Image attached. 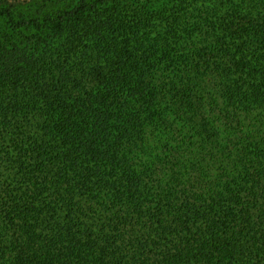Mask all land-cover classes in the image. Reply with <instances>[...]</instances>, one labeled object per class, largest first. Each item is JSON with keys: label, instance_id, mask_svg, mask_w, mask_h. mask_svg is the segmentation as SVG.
I'll return each instance as SVG.
<instances>
[{"label": "trees", "instance_id": "16d2710c", "mask_svg": "<svg viewBox=\"0 0 264 264\" xmlns=\"http://www.w3.org/2000/svg\"><path fill=\"white\" fill-rule=\"evenodd\" d=\"M236 1L0 5V264H264V9Z\"/></svg>", "mask_w": 264, "mask_h": 264}, {"label": "rangeland", "instance_id": "374dc122", "mask_svg": "<svg viewBox=\"0 0 264 264\" xmlns=\"http://www.w3.org/2000/svg\"><path fill=\"white\" fill-rule=\"evenodd\" d=\"M83 0H0V5H14L16 9V18L18 20H32L36 18H42L46 15H53L57 12H61L72 5L77 4ZM87 1V0H84ZM236 3L239 5L237 9L243 11L249 9V5L254 6L256 10L263 11L264 0H239ZM4 31V26L0 24V32ZM264 53V51L260 52ZM256 113L250 115L249 118L255 117Z\"/></svg>", "mask_w": 264, "mask_h": 264}]
</instances>
